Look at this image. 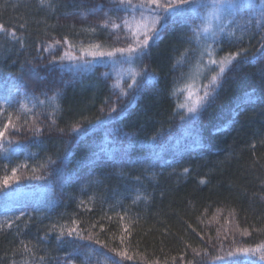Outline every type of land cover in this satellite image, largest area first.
I'll use <instances>...</instances> for the list:
<instances>
[{"label":"trees","instance_id":"1","mask_svg":"<svg viewBox=\"0 0 264 264\" xmlns=\"http://www.w3.org/2000/svg\"><path fill=\"white\" fill-rule=\"evenodd\" d=\"M232 2L237 5L235 22L227 32L233 34L223 35L214 45L213 58L219 60L240 48L248 54L224 74L215 99L194 119L182 120L185 111L177 105L185 102L187 92L173 95L174 88L191 84L195 99L218 71L210 66L200 75L190 72L199 50L194 40L189 42L188 25L201 23L199 18L174 21L169 17L160 38L150 42L147 54L132 65L137 71L147 66L158 79L149 82L142 74L136 87L128 90L130 75L120 77L121 87L128 91L120 96L119 89L111 87L117 76L106 58L74 70H70L73 61H49L69 50L65 38L77 46L126 47L131 41L125 39L123 26L113 30L101 24L106 13L120 24L115 18L131 16L130 11H115L116 5L108 0H0V104L6 97L12 99L0 116V128L8 113L18 126L0 140V176L11 175L17 165H22L17 171L21 177L34 175L33 168L38 169L36 175H45L41 181L23 179L10 196L0 192V264H40L41 258L44 264H112L105 261L104 252L121 264H199L200 260L264 264L259 252L225 255L264 242V81L260 74L264 7L261 0ZM100 4L104 6L98 9ZM206 4L210 7L211 0ZM198 11L202 16L208 7ZM186 49L187 58L174 67ZM75 54L79 55V47ZM41 93L47 97L59 93V109L54 111L48 103L33 108L28 103L27 111H20L18 100L25 94L46 100ZM114 103V118L107 121ZM97 118L107 122L88 125ZM77 124L86 131L71 132ZM35 127L41 131L30 130ZM15 142L22 147L13 151ZM102 147L111 151L101 154ZM153 152L157 155L149 167ZM49 158L57 163L41 169ZM65 175L69 179L62 180ZM22 211L26 215L15 220ZM8 219L13 220L11 227ZM73 219L85 237L91 234L107 247L96 245L94 239H65L58 244L57 233L49 232L51 225L71 227ZM245 230L250 235H241ZM225 235L228 239L220 248L219 240ZM209 238L215 248L209 246ZM88 245L101 251L90 252ZM77 248L79 254L74 255ZM193 249H207L208 256L197 257ZM121 252L133 259L120 256ZM214 256L224 259L212 261Z\"/></svg>","mask_w":264,"mask_h":264},{"label":"snow or ice","instance_id":"2","mask_svg":"<svg viewBox=\"0 0 264 264\" xmlns=\"http://www.w3.org/2000/svg\"><path fill=\"white\" fill-rule=\"evenodd\" d=\"M43 3L44 0H41ZM110 4L116 5L115 11H123L128 13L129 11L132 13L131 16L125 15L124 17H116V20H120V24L116 23L112 17L106 15V19L102 22L101 27L107 28L111 27V29H119L123 26L125 31V39H130V43L127 44L126 47H111L105 49V47L100 43H89L87 46H77L69 43L67 38L64 39L63 43L68 44L69 50H66L62 56L59 58H54L53 61H49V64H53L56 59L59 60H70L73 61V65L71 66L70 70H74L75 68H82V67H90L94 63L98 62L99 60H103L106 58V63H110L113 67V70L117 76V79L111 87L114 89L118 88L120 91V96H125L128 94L123 87H121V80L120 77L129 76L131 77V83L127 85L128 90H132L136 87L138 83V79L141 75H146L149 82L155 81L158 77L155 76L154 73L149 72L147 66L143 69L137 71L135 70L132 65L136 64L138 60H141L148 52V49L151 47V43H154L157 39L160 38L161 31L167 26L166 21L169 17H171L174 21L179 19H187L189 16L193 18H199L201 23L195 25H188L189 30L191 31V37L189 38V42L195 41L197 48L199 50V55L196 57L195 65L190 72L193 75H200L204 69L209 68L210 66H215L218 71L211 75L208 79L206 84H203V95H196L195 99H193V86L191 84L184 85L183 88H174L173 95L180 91H186L187 96L185 98L184 103H180L177 105L178 109L184 110L185 115L181 116L182 120L194 119L196 115L205 107H207L212 100L215 99L216 94L218 92L219 87L223 84V77L224 74L230 70V66L234 62H240L238 58L246 57L248 54V50L244 48H240L236 52H231L224 57H221L219 60L213 58L214 57V45H218L220 43V38L225 35H232L233 33L227 32L229 26L235 22V12L237 5L232 2V0H211L210 7L206 4V0H138L137 3L133 4L132 0H108ZM262 7H264V0H261ZM103 4L97 6V8H103ZM203 7H208V11L205 12L202 16L199 13V9ZM109 11H113V9H109ZM139 13L137 17L136 13ZM225 17H232L230 20H225ZM215 22V24H213ZM3 26L0 25V29ZM91 32H95L96 28L88 29ZM15 36V33H12ZM119 39V37L117 38ZM211 41V43H209ZM151 42V43H150ZM56 44H60V41H55ZM79 47V55L75 54V49ZM47 51V49H45ZM188 50L186 49L184 53H181L180 57L177 59L174 67L180 66L183 64L184 60L187 58ZM209 57L205 61V57ZM85 57H90L91 59H85ZM253 60L256 57L252 58ZM81 62V63H76ZM127 64L129 67L127 69L124 68H117V65H124ZM260 74L262 76V81H264V68L260 69ZM105 77L109 76L110 73H104ZM183 75V74H182ZM264 87V83L261 85ZM19 95V93H17ZM41 95H45L46 93H41ZM59 93H55L51 97L46 96V100H39V98L35 95L25 96L18 100L17 103L20 104V111H27L26 105L28 103L32 104V107L35 108L37 104L44 105L48 103L53 106L54 111L59 109V104L57 103ZM12 103V99L10 97H6L2 104H0V116L3 115L4 111H6L7 107L10 106ZM116 112V105L113 104V107L109 109V116L107 121H111L113 117V113ZM19 119V117H17ZM107 121L100 120L97 118L96 121H87L89 126H98L103 124ZM53 124H55V120H53ZM17 124L12 120V114L8 113V119L6 122L3 123L2 128H0V140H6V132L10 128H17ZM35 133H39L41 128L35 127L34 129H30ZM64 130L60 129L62 133ZM71 132L77 131H86V129H81L80 125L77 124L72 129ZM8 144H13L14 142L11 140L7 141ZM22 145L19 142H15V147L13 151L19 149ZM152 147L155 148L156 145L153 141ZM110 149L101 148V154L105 152H110ZM67 153H65L64 159L67 158ZM157 154L155 152L152 153V156L149 157L147 164L151 167V159L155 157ZM58 159H61L58 157ZM57 160H52L51 158L48 159L47 163L41 164L40 168H46L49 164L55 165ZM7 166H5L6 168ZM22 165H17L11 169V175H3L0 176V192H2L6 197L12 195L13 191L19 189L21 185L19 184L20 181L23 179L28 180H35L41 181L45 179V175H36L35 173L38 172L37 168L32 169V173L34 175H30L27 177H21L17 175V171L21 168ZM185 172H188V169H184ZM123 176L124 173L121 172L119 174ZM69 179L67 175L62 177V180ZM137 182L139 181V177L136 178ZM96 183H100L99 180L95 181ZM201 183H205V180H201ZM141 197L137 195L135 200H139ZM90 199H92L90 197ZM147 199V197H144ZM134 200V202H135ZM49 203H53L50 199ZM82 203V202H81ZM9 209L5 208V213H7ZM26 215L25 212H20V216L15 217V220H19L21 217ZM31 215L30 213L28 214ZM110 219V218H109ZM123 220V217H121ZM13 223L12 219L7 220V224L11 227ZM72 226L69 227L68 224H53L51 225L49 232L57 233L56 240L58 244H62L65 239H68L70 242H74L76 239L79 240H95L96 245H101L103 247H107L104 241L95 238L93 235H89L85 237L83 235V231L79 228V222L75 219L71 221ZM94 227V225H93ZM103 228V225H101ZM241 235L247 236L250 233L245 230L241 233ZM47 236V234H46ZM124 236L120 237V241L124 243ZM228 237H225L219 240L220 248H223L224 241L227 240ZM235 243V239L232 241ZM209 246L215 248L216 243L209 238ZM88 248L91 251H101V249L93 248L92 245H88ZM113 252L116 249H112ZM193 252L197 257L201 256H208V250L202 249L201 251H197L193 249ZM261 253L260 259L264 261V242L257 244L255 247H244L238 248L233 251L226 252V256L233 257L237 253L243 254H250V253ZM74 255L79 254V248L74 249ZM120 256H126L125 252L118 253ZM105 261H111L112 264H121L120 261L116 260L115 257L109 255L107 252L103 253ZM127 259L131 260L133 257L126 256ZM183 256L181 257V261L183 262ZM224 257L221 256H214L211 257L212 261H221ZM40 264H44V258L40 259ZM187 264H194V261H187ZM199 264H207V261L200 260ZM226 264H238L237 260L227 261ZM250 264H255V261L250 262Z\"/></svg>","mask_w":264,"mask_h":264},{"label":"bare ground","instance_id":"3","mask_svg":"<svg viewBox=\"0 0 264 264\" xmlns=\"http://www.w3.org/2000/svg\"><path fill=\"white\" fill-rule=\"evenodd\" d=\"M9 58H10V57H9ZM9 58H8L7 62H8V63H11L12 61H10V59H9Z\"/></svg>","mask_w":264,"mask_h":264},{"label":"rangeland","instance_id":"4","mask_svg":"<svg viewBox=\"0 0 264 264\" xmlns=\"http://www.w3.org/2000/svg\"><path fill=\"white\" fill-rule=\"evenodd\" d=\"M213 24H215V22H213Z\"/></svg>","mask_w":264,"mask_h":264}]
</instances>
